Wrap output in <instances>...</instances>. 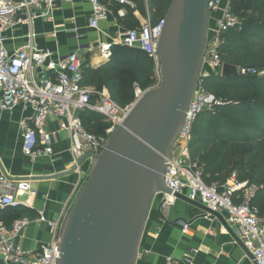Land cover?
<instances>
[{
  "label": "built area",
  "instance_id": "1",
  "mask_svg": "<svg viewBox=\"0 0 264 264\" xmlns=\"http://www.w3.org/2000/svg\"><path fill=\"white\" fill-rule=\"evenodd\" d=\"M71 1L73 0H0V113L10 112L18 105L32 110V117L21 122L22 151L30 158L51 153V135L43 130V125L56 118L59 130L69 135L71 151L80 156L90 154L88 159L94 161L93 156L101 153L113 131L124 123L134 105L148 91L135 84L133 101L122 108L110 98L106 90L94 92L81 85L84 61L79 55L72 53L53 58L51 52L34 46L33 22L36 19H50L56 2ZM82 1L90 4V26L97 30L101 22L107 21L109 9L102 0ZM108 2L128 3L127 0ZM220 4V0H210L208 3V12L219 10L220 18L209 31L189 109L170 151L171 162H164L162 180L171 192L163 193L162 207L168 209L185 192L187 199L201 204L210 212L225 214L227 225L234 228L247 257L253 264H264V216H259L250 206L257 187L238 182L234 175L220 190L215 185H206L202 180L200 167L191 158L192 131L196 119L201 113L212 112L225 103L204 91L201 86V79L204 77L220 76L223 65L217 54L220 35L240 23L229 5L221 7ZM123 15V11L117 12L118 17ZM164 23L165 18L155 24L145 20L138 28L123 30L116 36L104 33L107 41L99 46L100 58L108 61L115 46L138 49L153 60L155 73L159 78L157 50ZM17 25L28 27L27 42L11 54L5 48L4 32ZM240 75L261 74L255 69L240 68ZM84 110L100 114L103 121L110 124L105 137H96L85 130L78 116ZM21 195L29 197L35 195V192L27 182L1 174L0 210L28 206V199L19 200ZM66 216L48 223L51 241L37 251H25L14 244L29 225L27 218L14 221L10 228L0 222V257L3 264H56ZM187 230L188 225L184 224L182 232L186 234ZM166 264L174 263L167 259ZM185 264L193 263L188 259Z\"/></svg>",
  "mask_w": 264,
  "mask_h": 264
},
{
  "label": "water",
  "instance_id": "2",
  "mask_svg": "<svg viewBox=\"0 0 264 264\" xmlns=\"http://www.w3.org/2000/svg\"><path fill=\"white\" fill-rule=\"evenodd\" d=\"M209 1H171L157 50L159 82L93 156L94 165L66 216L56 264H135L152 196L171 192L162 172L164 162H171L200 74ZM239 75L240 67L223 63L220 77Z\"/></svg>",
  "mask_w": 264,
  "mask_h": 264
},
{
  "label": "crops",
  "instance_id": "3",
  "mask_svg": "<svg viewBox=\"0 0 264 264\" xmlns=\"http://www.w3.org/2000/svg\"><path fill=\"white\" fill-rule=\"evenodd\" d=\"M229 1L220 0L221 7L229 5ZM134 16L140 25L143 21L140 14L135 11ZM116 17L109 10L107 21L101 22L95 30L90 26L89 3L82 0L56 2L50 19L33 22V44L37 49L51 52L53 58L76 53L84 63L96 69L106 63L99 55L100 44L107 41L103 34L116 36L123 31ZM219 18V10L209 13L208 31L216 26ZM28 31L27 26L17 25L4 32L9 53H15L26 44ZM32 113L23 105L0 113V175L27 182L35 192L29 197H19L20 201L28 199V206L22 207L29 210L20 218L30 222L14 244L25 251H37L51 241L48 223L68 214L94 164L93 160L85 159L77 165L83 156L71 151L69 135L59 130L56 118L43 125V130L51 135V153L36 158L24 155L21 122L28 121ZM74 166L77 168L71 172ZM181 196L187 198L185 192ZM162 201L163 193L152 196L135 264H166L167 259L174 264H185L188 259L193 264H253L239 244L234 228L227 225L225 214L208 215L204 209L180 198L166 209ZM184 224L188 225L186 234L182 232ZM0 264H3L1 257Z\"/></svg>",
  "mask_w": 264,
  "mask_h": 264
},
{
  "label": "trees",
  "instance_id": "4",
  "mask_svg": "<svg viewBox=\"0 0 264 264\" xmlns=\"http://www.w3.org/2000/svg\"><path fill=\"white\" fill-rule=\"evenodd\" d=\"M172 0H133L130 4H117L104 0L109 10L117 16L120 26L139 27L134 16L155 24L165 18ZM231 12L240 18L238 26L220 35L217 54L223 63L261 70L264 68V0H230ZM121 72V77L116 74ZM155 79V66L151 58L138 49L115 46L104 65L93 69L84 63L83 87L105 89L110 98L120 106L130 104L134 98V85L144 89V84ZM204 91L225 103L212 112H203L196 119L191 142V158L202 171L206 185L220 188L232 175L238 182L257 187L250 206L259 216H264V75H239L222 78L210 75L201 79ZM85 130L106 136L109 123L100 114L84 110L78 113ZM29 212L25 207L0 210V221L10 228L13 221Z\"/></svg>",
  "mask_w": 264,
  "mask_h": 264
},
{
  "label": "rangeland",
  "instance_id": "5",
  "mask_svg": "<svg viewBox=\"0 0 264 264\" xmlns=\"http://www.w3.org/2000/svg\"><path fill=\"white\" fill-rule=\"evenodd\" d=\"M127 2H129V3H133V0H127ZM102 3L105 5V3H104V0H102ZM238 19H239V21H241L240 20V18L239 17H237ZM145 21L146 20V18H142L141 17V21ZM142 21V22H143ZM122 27V29L123 30H130V29H135V27L133 26V27H129V26H121ZM208 35H210V33H208ZM257 72H259L261 75H259V76H263L264 74H262V73H264V68L263 69H261V70H256ZM116 77H121V72H118L117 74H116ZM158 82H159V78H158V76L156 75V73H155V79L153 80V79H150V80H148L147 82H145V84L143 85L144 86V89L145 90H151V89H153L155 86H157V84H158ZM94 92H100V91H102V90H93ZM119 105V104H118ZM124 106H120V107H122V108H124V107H126V106H128L129 104L128 103H124L123 104ZM91 134H93V133H91ZM93 135H95L96 137H103V136H99L98 134H93ZM94 165V164H93Z\"/></svg>",
  "mask_w": 264,
  "mask_h": 264
}]
</instances>
